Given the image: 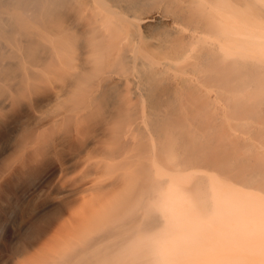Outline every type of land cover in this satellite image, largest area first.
Returning a JSON list of instances; mask_svg holds the SVG:
<instances>
[{
    "label": "bare ground",
    "instance_id": "6f19581e",
    "mask_svg": "<svg viewBox=\"0 0 264 264\" xmlns=\"http://www.w3.org/2000/svg\"><path fill=\"white\" fill-rule=\"evenodd\" d=\"M46 1L0 0V28L20 29ZM51 1L57 17L65 6L85 22L86 71L98 87L120 89L121 110L134 114L137 130L145 126L153 163L167 177L152 172L157 179L130 195L126 214L103 235L139 252L117 254V245L84 262L100 236L49 264H162L155 251L175 242L185 264H206L198 249L217 245L261 248L264 257V53H252L264 42L263 0ZM68 30L56 33L58 69L76 68ZM156 207L159 221L127 236Z\"/></svg>",
    "mask_w": 264,
    "mask_h": 264
},
{
    "label": "rangeland",
    "instance_id": "374dc122",
    "mask_svg": "<svg viewBox=\"0 0 264 264\" xmlns=\"http://www.w3.org/2000/svg\"><path fill=\"white\" fill-rule=\"evenodd\" d=\"M63 7L57 17L47 0L31 8L30 20L20 29L0 28V264L58 262L100 236L104 243L88 249L84 262L117 245V254L139 252L142 246L126 251L120 249L125 241L103 235L115 217L126 214L130 195L157 179L152 172L167 177L165 168L153 163L145 126L137 130L134 114L121 110L120 89L98 87L86 71L88 28ZM68 28L73 30L76 68L58 69L56 33ZM258 50L264 53V42L252 53ZM95 91L97 97L89 102ZM160 217L156 207L127 236L139 237L140 229ZM217 246L198 249L205 253L202 261L264 264L261 248L246 253ZM235 252L247 257L236 259ZM155 254L162 264L187 262L181 243L160 247Z\"/></svg>",
    "mask_w": 264,
    "mask_h": 264
}]
</instances>
